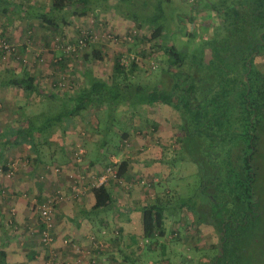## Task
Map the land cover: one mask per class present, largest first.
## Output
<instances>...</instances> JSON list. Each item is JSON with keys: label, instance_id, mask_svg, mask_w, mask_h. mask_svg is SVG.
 <instances>
[{"label": "trees", "instance_id": "1", "mask_svg": "<svg viewBox=\"0 0 264 264\" xmlns=\"http://www.w3.org/2000/svg\"><path fill=\"white\" fill-rule=\"evenodd\" d=\"M148 1L50 0L48 11H38L39 15L31 12L47 27L58 29L68 25L70 18L87 17L95 10V4H102L104 10L111 9L138 28L149 29V41L160 40L158 48L166 57L157 87L156 80L128 79L127 68L120 65L121 56L117 54L113 80L104 82L88 73L86 86L66 100L61 113L48 118L42 127L59 126L65 119L90 109L105 111L114 117V122L120 118L129 127L132 117L139 115L140 106L156 102L169 105L179 117L180 161L197 167V194L204 197L203 214L195 213L196 203L185 208L197 216L199 224L211 226L220 239L217 255L207 264H264L259 259L264 255V241L258 249L259 237L255 232L262 223L264 182V72L255 64L256 58L264 53V0H216L214 4L204 0V8L220 15V28L229 34L223 38L219 28L205 41L212 56L208 66L201 63L202 57L187 62L180 49L166 44L162 38L164 31L180 29L185 20L194 21L195 9L189 10L190 16L173 12L168 21L162 3L170 0H157L152 10ZM92 56L101 60L99 51H93ZM137 68V64L131 63L130 73ZM207 70L210 71L206 73ZM0 87L17 88L29 94L38 92L36 81L30 76L10 74L0 79ZM125 114L128 117H123ZM33 127L29 123V132ZM33 138L29 136L26 141L32 143ZM19 140L21 136L14 137L5 145ZM168 164H174L173 160ZM127 171L128 163L121 161L117 165V178L122 179ZM92 192L96 207L107 209L111 204L108 190L101 186ZM167 207L160 199L142 207L143 238L165 235ZM1 257L0 264H4V256ZM47 259L45 256L43 264Z\"/></svg>", "mask_w": 264, "mask_h": 264}, {"label": "crops", "instance_id": "2", "mask_svg": "<svg viewBox=\"0 0 264 264\" xmlns=\"http://www.w3.org/2000/svg\"><path fill=\"white\" fill-rule=\"evenodd\" d=\"M49 4L50 0H0V37L22 45L31 41L28 33L32 31L36 44L39 40L42 43L50 41L51 31L55 35L57 29L47 27L32 15L48 11ZM51 56L50 64L54 69L75 72L87 79L88 71L80 72L68 67V59L56 57V53H51ZM15 60L12 57L5 61L7 65L4 64L0 72L34 78L38 92L29 94L17 88L0 87V102L5 100L0 108V190L3 191L0 196V262L3 255L4 264H43L45 256L52 253L58 264H167L168 261L152 259L156 245L144 249L137 246V239L142 238L141 209L146 204L153 205L164 190L158 192V186H154L151 193L153 200L148 202L142 194V185L138 188L136 183L143 176L152 178L153 182L161 181L162 187L163 183L169 184L177 170L182 169L179 165L171 167L168 162L162 163L151 157L152 152L157 150L160 157L163 150H169L166 147L169 135L162 130V124H158H167L168 117H173L172 111L170 113L166 105L145 107L144 110L148 109L150 114L148 124L153 133H139L134 129L122 133L113 130L108 136L103 123L101 129L100 121L103 120L90 113L92 109L65 119L59 126L44 129L42 123L59 115L62 104L87 83L79 89L74 88V91L71 88V91L61 90L54 70V80L46 87L39 82L42 73L27 71L26 66L14 69ZM45 99L57 106L50 112L36 110V107H42ZM91 118L96 121H91ZM135 118L139 122L143 120L140 112L137 117H132ZM154 120L156 123H152ZM31 122L34 127L29 132ZM19 136L22 140L5 145L7 140ZM29 136L34 137L32 143L26 141ZM127 140L133 145L128 154L123 143ZM6 148L8 150L5 151ZM78 149L83 151V156L77 164L75 153ZM118 152L122 156L126 154L124 161L128 163V171L122 179H110L104 185L111 198L107 209L105 206L96 207L93 189L74 195L70 176H99L111 163L116 167L121 162ZM151 164V167L145 168ZM163 166L167 170L162 169ZM126 184L129 192L122 191V186ZM56 196L60 199L55 206L53 242L44 246L40 241L41 226L35 209L45 199ZM169 210L174 208H167ZM109 218L110 224L107 222Z\"/></svg>", "mask_w": 264, "mask_h": 264}, {"label": "rangeland", "instance_id": "3", "mask_svg": "<svg viewBox=\"0 0 264 264\" xmlns=\"http://www.w3.org/2000/svg\"><path fill=\"white\" fill-rule=\"evenodd\" d=\"M207 1L209 4L217 2L216 0ZM156 2L157 0L148 1L149 8L151 10L154 9ZM205 2L204 0H170V2L162 3V7L168 21L171 20L173 12H181L183 15L190 16L191 11L189 10L195 9L193 12L195 17L194 21L188 22L185 20L183 21L180 29L171 28L167 32L164 31L162 38H164L166 44L174 45L177 49H180V53L185 55L187 62L202 57L203 59L201 60V63L203 65H207L212 58L210 50L207 46H205V41H208L213 36L214 30L219 29L222 26L220 15L204 8ZM101 5L102 4H95V10L93 13H89L85 18L69 19L71 24L67 27L63 26L61 29H57V34L55 33L54 35V32L51 31L52 33L49 36L50 41L47 43H42V41L39 40V43L36 44L37 42L33 41L35 40L33 37L36 36H34L32 31H29L28 33L31 38V41L29 40L28 43L21 45L10 42L17 48V54L14 56L16 59L14 69H18L19 66H26L27 71L42 73V80L39 82L46 87L54 80L53 71L55 70L56 78L59 77L58 86H60V89L71 91V88L74 91V88L79 89L86 84V79L84 77L82 78L81 75L75 72L67 73L59 69H54L50 64V59L52 57L51 53H56V57L61 56L64 57V59H68L66 61L68 67L75 68L80 72L86 70L91 76L104 82L111 81L116 77L113 73V68L114 57L117 54H120L121 57L125 58H130L134 55L139 58V64L137 65L138 68L131 73L129 67L127 68L125 74H127L128 79L132 82H140L144 80L153 82L156 80V86L158 87L157 79L159 78L162 67L165 66L166 60L165 55L158 48V45L161 43L160 40L149 41V38L151 37L149 29L146 27L138 28L137 25L131 21H123L117 12L112 11L111 9L104 10ZM219 30L222 31L221 34L223 35V38L229 35H226L222 28ZM87 32L93 35L95 39L93 42L89 43L84 50H78L77 55H68L67 52L64 51L65 48L60 47L63 43L76 41L83 33ZM108 36H110V38L105 40ZM93 51L100 52V61L93 58ZM86 55L87 57L85 58ZM8 59L10 58L5 60L2 59V61H0V68H2L4 64L7 65L4 62ZM255 64L256 67L264 72V53L256 58ZM209 71L210 70H207L206 73ZM8 76L9 74L0 72V79L7 78ZM162 77L164 80L168 78L164 75ZM167 81L171 83L169 79H167ZM45 100L42 107H36V110L50 112V109H54L57 106L54 105L52 101H48L47 99ZM4 102L5 100L0 102V108L3 107ZM155 104L160 106L164 105L162 102H156ZM145 107L146 106L139 107V112L141 113L143 120L139 122L136 120L137 118L132 119V125L129 127L125 126L120 118L118 121L114 122V117H112L111 114H107L105 111L98 112L92 109L93 111L90 113H93L99 120H103V122L100 121L101 129L104 124L107 135L109 132L111 135L113 130L122 133L133 129L139 133H143V131H147V133H149L152 132V127L148 124L150 121V114L148 109L144 110ZM166 107L170 113L172 111L173 117H168V122H166L167 124L160 123L158 125L162 124V130L169 135V139L166 143V147H169V150H163L161 157L159 155V151L157 150L156 152H152L151 157L152 159L156 158L157 161L161 160L170 162L173 160L174 164H170L169 166L177 167L179 165L182 169L177 170L175 172L176 174H173V178L169 184L164 185L163 183L162 187H160L161 181L153 182L152 178L146 179L143 176L139 178L140 180L136 184L138 185V188L142 185V194L146 196L145 200L148 202L153 200L151 193L154 191V186H158L156 187L158 192L164 190V192L158 196V199L167 203V208H174V210H169L165 213L167 216H164L165 235L163 237H152L148 239L142 237L141 239H137V246L144 249L149 246L156 245V252L151 257L159 262L168 261L170 264H207L210 263L217 255V248L220 239L211 226L199 224L197 216L185 208L190 206L192 207L196 203L197 210L195 213L200 212L203 214L202 204L204 197L197 194L199 189L197 167L190 162L180 161L181 153L179 139L181 137V133L179 130L178 114L169 105H166ZM12 112L14 113L13 110H11V113ZM93 114H91V116ZM123 117H128V115L125 114ZM144 120H146L147 123H145ZM91 121L95 122L96 120H92L91 118ZM152 123H156L155 120ZM123 143H125V151L127 152L126 154H128V152L133 148V145H131L128 140ZM126 154H123L122 156L121 153L118 152L117 156H121V161H124V155ZM140 156L141 155H139V157ZM134 157L137 156L134 155ZM149 159L150 161L152 160L151 158ZM107 164H112L111 167H114L113 163L110 164L108 162ZM151 166L152 164L145 168ZM162 169L167 170L164 166ZM178 171L181 172L178 173ZM183 174L185 176L178 179V177ZM140 182L142 183L139 184ZM262 185V223L255 231L257 235L256 237H259V245H256L258 249L263 247L262 242L264 241L262 238V236H264V182H262ZM129 189L130 188L127 184L122 186V191L124 190V192H129ZM167 190L171 192L166 193ZM2 195L3 191L0 190V196ZM146 205L149 206V204ZM107 222L110 224L111 218H109ZM259 259L264 260V255L262 256L261 254ZM263 260L262 262H264ZM137 264H143V262H139ZM250 264L256 263L252 262Z\"/></svg>", "mask_w": 264, "mask_h": 264}, {"label": "built area", "instance_id": "4", "mask_svg": "<svg viewBox=\"0 0 264 264\" xmlns=\"http://www.w3.org/2000/svg\"><path fill=\"white\" fill-rule=\"evenodd\" d=\"M110 36L105 38L109 39ZM94 36L90 33H83L82 36L74 42L63 43L60 47L65 48L68 55H77L78 50H84L87 45L94 41ZM130 39V38H128ZM0 53L3 60L16 56L17 48L7 39L0 37ZM131 63L139 64V58L132 55L130 58L121 57L120 65L128 68ZM62 86V85H61ZM83 151L78 149L75 153V162L78 164L82 161ZM71 182L72 192L74 195L82 194L86 189H96L107 184L108 180H119L117 178V168L107 167L99 176L93 174H77L72 175ZM60 196L47 198L42 203L37 205V215L41 226L40 241L44 246H49L53 242V233L55 228V206L59 201ZM44 264H57L56 256L50 254Z\"/></svg>", "mask_w": 264, "mask_h": 264}]
</instances>
